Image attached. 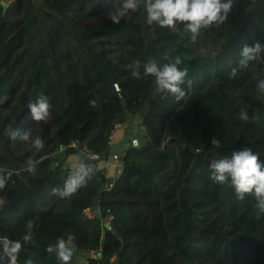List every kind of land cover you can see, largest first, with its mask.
<instances>
[{
    "label": "trees",
    "instance_id": "obj_1",
    "mask_svg": "<svg viewBox=\"0 0 264 264\" xmlns=\"http://www.w3.org/2000/svg\"><path fill=\"white\" fill-rule=\"evenodd\" d=\"M1 1L0 98L15 103L0 113V167L10 173L0 191V241L21 239L29 220L35 225V244L24 246L17 264H58L45 248L60 237L75 245L71 264L91 251L98 258L77 264H108L112 256L113 264H264V218H255L254 200H237L229 184L208 178L211 159L243 147L264 161V93L256 87L264 64L229 76L244 45L264 44V0H234L226 23L196 43L182 25H146L142 6L119 24L87 28L80 18L109 12L114 0H27L23 17L12 20L22 0L5 9ZM165 52L188 72L181 101L154 94L153 77L130 75L134 60L143 75L149 58L167 62ZM41 92L51 115L34 130L38 122L25 105ZM242 109L250 122L239 119ZM127 114L138 115L146 132L137 135L139 146L125 149L110 182L97 161L110 155L109 135ZM28 129L43 139L42 150L15 157L3 150L6 140L18 150L21 141L11 134ZM82 147L98 155L86 157L94 174L70 198L52 195L72 167L53 153ZM29 160L36 162L32 173ZM92 207L99 209L93 218L84 213ZM108 216L110 228L102 222ZM0 264H8L2 250Z\"/></svg>",
    "mask_w": 264,
    "mask_h": 264
},
{
    "label": "clouds",
    "instance_id": "obj_2",
    "mask_svg": "<svg viewBox=\"0 0 264 264\" xmlns=\"http://www.w3.org/2000/svg\"><path fill=\"white\" fill-rule=\"evenodd\" d=\"M234 5V0H114L107 17L113 24H119L121 19H128L130 13L138 11L141 6L144 10L145 23L148 26L156 25L161 29H175L182 25L185 33L189 35L192 43H196L203 31L225 24ZM237 67L230 71V78H235L238 69H247L250 64H264V44L254 43L252 46L244 45L239 54ZM162 59L167 61L160 64L154 58H149L143 65V75L140 71V62H132L131 77L142 79L154 78V94L161 98L172 96L176 101H181L186 93L182 85L186 83L188 72L181 69L180 58H171L167 52L162 54ZM190 84L191 82L188 81ZM256 87L264 93V79H258ZM92 107L96 106L95 100L89 101ZM35 122H46L51 115V104L48 97L39 93L36 98L29 99L25 105ZM242 122H250L247 111L239 112ZM254 120V118H253ZM11 139L29 144L36 151L42 150L44 141L39 136H33L32 130L12 133ZM213 149L221 147L220 140L211 139ZM72 165L63 187H53L51 194L60 198H70L81 187L85 186L94 174V169L80 155L73 157ZM35 161L27 162L26 170L35 171ZM10 173L5 167H0V191L5 190ZM208 178L218 184H229L237 200L243 201L247 197L254 200L256 219L264 218V161L249 147L234 150L230 156H221L211 159L208 167ZM2 202V201H0ZM34 223H26L25 232L21 239L0 241V250L7 258L8 264H17L19 255L25 245L35 244ZM45 251L54 255L58 264H71L75 253V245L68 243L64 238H57L54 244H49ZM26 264H33L32 260Z\"/></svg>",
    "mask_w": 264,
    "mask_h": 264
},
{
    "label": "crops",
    "instance_id": "obj_3",
    "mask_svg": "<svg viewBox=\"0 0 264 264\" xmlns=\"http://www.w3.org/2000/svg\"><path fill=\"white\" fill-rule=\"evenodd\" d=\"M141 126L140 118L138 115L131 117L128 114L126 115L125 122L120 124V126L116 127L113 132L110 139V155L107 156V159H100L97 161V164L101 167L102 171L104 172L105 176L108 178H112L113 180L118 175V167L114 163V161L111 159V155L113 153H119L121 152L124 147L127 140L134 136L139 135V127ZM65 150L63 148L58 149L53 153L55 159L59 160L63 157L65 158L64 164L67 166H72L75 161L73 159L74 156L80 155L82 158L86 161V154L83 152L79 153H71L67 156L64 154ZM97 208L94 207V210ZM102 222H105V219L102 220Z\"/></svg>",
    "mask_w": 264,
    "mask_h": 264
},
{
    "label": "rangeland",
    "instance_id": "obj_4",
    "mask_svg": "<svg viewBox=\"0 0 264 264\" xmlns=\"http://www.w3.org/2000/svg\"><path fill=\"white\" fill-rule=\"evenodd\" d=\"M5 3L8 5L11 1L10 0H4ZM55 2H59L60 0H53ZM113 1V0H111ZM21 10L18 13L15 12V10L11 11L10 15H9V19H15L17 17H23L24 15V11L26 8V4H27V0H22L21 2ZM15 8V7H14ZM131 14V13H130ZM108 12L104 13V12H97L95 15L89 16V17H81L80 20L84 23V25L87 28H95V27H99L102 25H106V24H111V20L107 17ZM121 20H125L124 18H122ZM104 48V52L106 53V56L108 58L109 63L114 66L117 67V63L110 58V56L113 54V50L111 48V46H109L108 44L103 45ZM15 103V99H9L7 97H3L0 98V113L6 114L9 111V108H11ZM40 127V122L37 123V125L34 127V130H36L37 128ZM2 148L3 150L7 151L8 153H10V155L12 156H17L22 154L25 151H29V152H33V150L31 149V147L29 146V144L20 143V148L18 150L14 149V144H12L10 142V140H6L3 142L2 144ZM112 159V158H111ZM80 257H78L76 259V264L80 261H86V257H90V253H81L79 255Z\"/></svg>",
    "mask_w": 264,
    "mask_h": 264
},
{
    "label": "built area",
    "instance_id": "obj_5",
    "mask_svg": "<svg viewBox=\"0 0 264 264\" xmlns=\"http://www.w3.org/2000/svg\"><path fill=\"white\" fill-rule=\"evenodd\" d=\"M114 88H115L116 90H119L118 85H117L116 83L114 84ZM118 126H120V123H115L113 130H114L116 127H118ZM113 130H112V132H113ZM112 132H111V134L109 135V139H108V142H109V143H110V139H111V136H112ZM76 145H77V144H76L75 142H73V143L71 144V146H73V147H76ZM139 145H140L139 138H138L137 135H134V136L130 137V138L127 140V142L125 143V147H124V149H123L121 152H119V153H113V154L111 155L112 160L114 161V163H115V164L117 165V167H118V174L120 173V171H121V169H122V158H123V156H124L125 149H126L127 147H137V146H139ZM80 149L86 154L87 157H89V158H98V155H97V154H92V153L88 152L84 147H82V148H80ZM84 213H85L88 217L93 218L94 215H95V210H94L93 207H92V208H86V209L84 210ZM111 218H112V216H108V217H106V219H105V222H104V223L107 225V228H110L108 224H109V221H110ZM90 257H91V258H98L97 254H96L95 252H93V251L90 252ZM113 261H114V256H112V257L109 259L108 264H113Z\"/></svg>",
    "mask_w": 264,
    "mask_h": 264
},
{
    "label": "water",
    "instance_id": "obj_6",
    "mask_svg": "<svg viewBox=\"0 0 264 264\" xmlns=\"http://www.w3.org/2000/svg\"><path fill=\"white\" fill-rule=\"evenodd\" d=\"M1 4L3 5V7H4V9H5L6 6H7V4L5 3L4 0L1 1ZM138 132H139L140 135L144 134V133L146 132L145 127H144L143 125H141V126L139 127ZM103 159H107V155H105V156L103 157ZM109 181L112 182L113 179H112V178H109ZM95 215H97V216L99 215V209H96V210H95Z\"/></svg>",
    "mask_w": 264,
    "mask_h": 264
}]
</instances>
